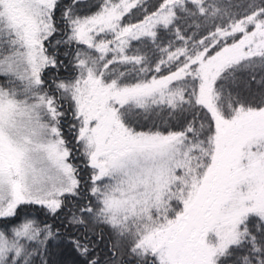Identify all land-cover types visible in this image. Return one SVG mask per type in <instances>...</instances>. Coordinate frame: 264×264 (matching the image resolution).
<instances>
[{"label":"snow or ice","instance_id":"snow-or-ice-1","mask_svg":"<svg viewBox=\"0 0 264 264\" xmlns=\"http://www.w3.org/2000/svg\"><path fill=\"white\" fill-rule=\"evenodd\" d=\"M54 240L264 264V0H0V264Z\"/></svg>","mask_w":264,"mask_h":264},{"label":"trees","instance_id":"trees-1","mask_svg":"<svg viewBox=\"0 0 264 264\" xmlns=\"http://www.w3.org/2000/svg\"><path fill=\"white\" fill-rule=\"evenodd\" d=\"M51 251L52 255L50 259L52 264H60L62 261H66L68 264H71L73 257L60 241H52Z\"/></svg>","mask_w":264,"mask_h":264}]
</instances>
